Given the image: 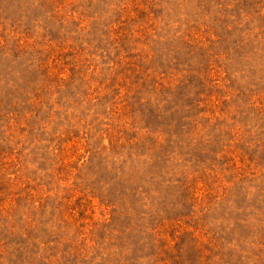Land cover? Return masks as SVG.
Listing matches in <instances>:
<instances>
[{"label": "rangeland", "instance_id": "rangeland-1", "mask_svg": "<svg viewBox=\"0 0 264 264\" xmlns=\"http://www.w3.org/2000/svg\"><path fill=\"white\" fill-rule=\"evenodd\" d=\"M0 264H264V0H0Z\"/></svg>", "mask_w": 264, "mask_h": 264}]
</instances>
